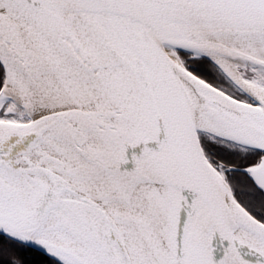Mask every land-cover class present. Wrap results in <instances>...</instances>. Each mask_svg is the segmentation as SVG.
I'll use <instances>...</instances> for the list:
<instances>
[{"label": "snow or ice", "instance_id": "1", "mask_svg": "<svg viewBox=\"0 0 264 264\" xmlns=\"http://www.w3.org/2000/svg\"><path fill=\"white\" fill-rule=\"evenodd\" d=\"M0 264H264V0H0Z\"/></svg>", "mask_w": 264, "mask_h": 264}]
</instances>
